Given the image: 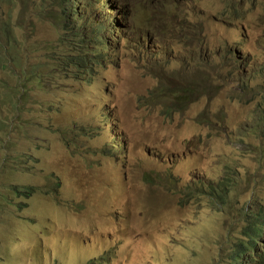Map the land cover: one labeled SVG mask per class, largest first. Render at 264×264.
<instances>
[{
  "label": "rangeland",
  "instance_id": "rangeland-1",
  "mask_svg": "<svg viewBox=\"0 0 264 264\" xmlns=\"http://www.w3.org/2000/svg\"><path fill=\"white\" fill-rule=\"evenodd\" d=\"M210 1L185 0L198 7ZM222 1V15L188 49H176L166 38L151 57L153 68L146 84L134 80L122 56L116 70L105 72V76L98 74L90 89L66 77L58 84L52 78L44 86L50 89L54 83L63 93L49 90L48 95L33 87L23 113L12 110L10 101L0 106V264H230L231 240L224 251L219 247L228 234L239 236L241 230L240 224L227 218L237 217L232 213L236 206H245V193L252 187L244 182L224 201L201 195L182 198L176 187L189 186L195 180L218 181L225 164L235 166L243 175L258 168L264 172V154L259 159L255 152H248L258 140L241 139L237 132V124L251 115L250 96L230 100L210 94L217 87L229 94L230 88L227 82L219 84L207 74L212 57L215 67L228 60L230 68L224 76L230 82L245 74L232 61L241 54L236 47L237 29L244 27L253 41L264 33V0ZM0 3L8 8L0 11V45L4 47L2 42L18 38L5 24L11 21L7 15L19 13V8L12 1ZM236 8L242 13L236 14ZM26 16L27 30L33 29L41 41L57 38L59 29L34 19V9ZM141 17L137 16V22H142ZM179 25L174 22L171 28ZM131 46L121 52L125 54ZM13 51L21 54L18 48ZM2 54L0 65L5 66L11 57ZM19 59L10 64L16 65ZM168 61L172 64L166 69ZM0 75L5 80L0 95L7 98L18 81L11 80L9 71H0ZM202 77L210 82L201 81L198 86L200 102L209 114L193 106L177 110L163 102L151 104L156 93L172 84ZM75 89L83 93L104 91L112 102L104 104L90 96L83 113L82 99L65 94ZM258 95V90L251 91L255 108ZM104 106L111 121L100 118L106 114L101 110ZM61 109L55 118L45 111ZM117 119L122 121L119 133L125 153L115 143L111 148L113 126H108L107 133L99 130L96 136L87 129L92 123L110 124ZM71 125L59 144L62 127ZM224 126L229 128L230 141L222 134ZM35 136L44 138L45 149L36 150L37 145H31ZM109 150L114 154L109 155ZM28 154L40 163L27 160ZM161 162L165 165L159 167ZM150 163L159 168L160 178L147 177L153 173ZM17 168L14 175L4 172ZM263 172H259L263 190H257L260 202H264ZM6 178L18 186L34 187L35 195L26 200L8 197ZM199 192H203L202 186ZM131 198L135 201L128 202ZM230 200L232 207L228 208ZM225 220L229 224L223 228ZM105 257L107 263L102 262Z\"/></svg>",
  "mask_w": 264,
  "mask_h": 264
},
{
  "label": "clouds",
  "instance_id": "clouds-1",
  "mask_svg": "<svg viewBox=\"0 0 264 264\" xmlns=\"http://www.w3.org/2000/svg\"><path fill=\"white\" fill-rule=\"evenodd\" d=\"M47 1L44 10L38 13L34 19L41 20L42 23L55 25L59 29V33L54 41L57 42V47L61 49L63 46H66L67 50L60 58L63 63L62 69L60 70L36 56L22 54L25 58L26 67L23 79H28L29 82L20 84H26L30 88L26 95L27 97L24 101V105L28 103L29 94L33 87L40 91L43 88L42 82H49L53 78V74H63L72 66L85 64L91 57H94L96 62L105 64L106 60H109L113 54H116L117 57L124 56L134 76V80L146 84L149 79L148 75L153 68L151 57H153L157 50L163 45L166 38H169L176 49H188L192 44L191 42L195 39L197 41L202 38L208 30V27L222 15L224 6L222 0H211L208 5L201 7L189 5L184 0H95L94 2H91V0H71V6L76 7L70 12L71 6L67 0ZM109 1H111L110 6H108ZM82 3H84L83 6H81ZM77 9H80L78 15L76 12ZM235 11L236 14L242 13L240 8H236ZM114 13L116 15L115 18ZM139 15L142 16V22L140 23L137 22V16ZM134 16L136 19L132 20ZM174 22L181 25L171 28ZM99 29L101 30L100 33H98ZM27 34L30 35H27V40L28 37L35 38L37 36L33 29H31V33L27 32ZM25 38L26 33L22 37V42L28 45L27 42L24 41ZM113 40L117 42V46L112 44ZM1 44L4 47L0 45V52L9 55L11 58L6 61L5 66L0 65V71H9L11 73V80L16 79V83L18 81L19 85V81L22 79V72L18 66L16 67L10 63L18 60L21 54L17 51H13L15 44L13 39L9 38ZM129 45L132 46L125 54L120 52ZM260 45V48L253 50L247 49L246 52L251 54V56L258 54L263 57L261 59L247 60L244 63L247 69L246 74L242 75L233 83L224 76L226 70L230 68L228 60L221 61L220 64L215 67L214 57H212L207 69V74L215 77L219 81V84L221 82H227L230 88L229 94H223L219 87H217L215 92H210V94L230 100L235 99V97L242 100L246 96H250L248 104L251 107V115L247 117L245 121L237 124V132L241 135V139L253 138L256 141L258 140L257 146H252L248 152H255L259 156V159L264 154V109L260 108V104H264V40ZM7 48H9L8 51ZM238 63L242 64V61H238ZM171 64L172 62L170 61L166 62L164 68H169ZM105 75V72L101 73V76ZM201 81L208 85L210 84L209 80L205 77H202L200 80L191 78L179 84L174 83L170 86L168 91L156 93L155 99L151 104H156L158 106L161 105L160 102H163L171 105L177 110H184L189 106H193V109L199 112L208 113L206 108L202 107V102H200V91L198 86ZM3 83H5V80L2 79L0 75V85ZM50 87L51 92H64L54 83H51ZM252 90H258L259 93L257 108H255L251 96ZM65 94L79 96L82 99L83 113L86 112L89 107L90 96L92 98H99L104 104L112 102L109 95L100 90H87L83 93L82 90L76 91L75 89ZM85 94L86 97L82 98ZM114 100H116V98ZM62 110L63 109L56 113L54 110L53 112L45 111L51 118H55L59 117ZM121 122V119H117L110 124L92 123L87 129L96 136L99 130L103 129L104 132L107 133L106 129L108 126H113L114 132L110 138L111 148H113L112 144L116 142L113 136L116 134V138L120 140V143H115L116 146L117 144H124L122 143L123 138L119 133ZM98 125H101V127L97 128ZM72 127L73 125H71V127L66 126V128L62 127L63 136L62 139L59 140V144H62L64 135L70 131ZM222 134L228 141L231 140V135L227 126L223 127ZM43 143L44 138L38 136H35L31 140V145H37L36 150L45 149L46 146ZM190 153L192 156H195L192 152ZM155 159H158V156H155ZM161 165H165L164 162H161L159 167ZM169 165L170 164L166 166ZM151 167L153 168V173L147 177L160 178L161 172L159 168L155 164H152ZM260 171L263 172L262 168H258L254 173L243 175L235 166L225 164L221 166V178L224 174H230L231 178L242 182L241 184L233 185L231 189L239 187L244 184V182H247L249 189L252 187L253 190H256L262 188L259 179ZM218 182L219 180L214 182L209 180L206 183L195 180L189 186L176 185V187L178 195L182 198H191L194 195L213 196L207 188V184H212L219 191L220 188L217 186ZM201 186L203 187L202 193L199 192ZM232 195L233 193H230L228 197ZM134 201L133 198L128 200V202Z\"/></svg>",
  "mask_w": 264,
  "mask_h": 264
},
{
  "label": "trees",
  "instance_id": "trees-1",
  "mask_svg": "<svg viewBox=\"0 0 264 264\" xmlns=\"http://www.w3.org/2000/svg\"><path fill=\"white\" fill-rule=\"evenodd\" d=\"M0 1L2 2L4 1L6 3L12 1V3L14 4L13 6H17L19 8V13L7 15L9 16V20H11L7 24L12 25L13 23H15L16 27L20 30L19 39L15 42L14 48L20 49L21 56H20L19 61L16 63V65L13 64L16 67L18 66L20 71L22 72V75H21L22 79L20 80V83L29 82L28 79H23L24 72L26 71V67H25V58L24 56H22V54L27 55V56H36L46 61L47 63L52 64L53 66L56 67V69L58 70L62 69L63 63L61 62L60 58L63 55V53L67 50L66 46H63L60 49L59 47H57L56 41H51V40L41 41L38 36H36L35 42H32L31 38L29 37L27 40V35H28L27 32H29L27 30L28 25H29L27 23V20L29 17H27L26 14L29 13L30 15L33 9L37 12V14L40 13L41 11L44 10L48 1L47 0H0ZM67 1L71 6V0H67ZM94 1L95 0H91V2H94ZM83 4L84 3H82L81 6H83ZM75 7L76 6H71L69 11L72 12V10ZM7 9L8 8L7 7L4 8L3 5L1 6V3H0V11H5ZM76 12L78 15L80 12V9H77ZM240 29L242 30V33L238 36V39L241 41L236 42V47L240 46L239 51H242V50L245 51L248 47L249 41H248L247 34L243 31L244 29L243 28H240ZM100 31L101 30L99 29L98 33H100ZM25 33H26V38L24 39V41L27 42L28 45L22 42V37ZM112 44H115L117 46V42L115 40L112 41ZM236 57L238 59L235 63V66L238 63V61L241 60L243 56L240 55ZM118 60H119V57H117L116 54H113L111 58H109V60H106L105 64H100L94 60V57H91L90 60H88V62H86L85 64L72 66L66 72L71 77L84 78L85 77L84 67L91 68L94 72H96L97 67L104 66L106 71H109L112 69L111 67L115 66ZM55 81H57L58 83V77L55 78ZM45 83L47 82H44V81L42 82L43 88L41 90L46 91L48 95H50L49 90H51V88L49 89L48 87L44 86ZM169 89H166L163 92H166ZM29 90L30 88L26 84H19L14 90H10L9 97L3 98L0 95V106H3L7 102L10 101L12 110H15V111L18 110L23 113L24 101L27 97L26 95L29 92ZM260 108L264 109L263 103L260 104ZM101 110L102 112H106V114L105 115L101 114L100 118L105 119L107 122L111 121L110 118L106 117L109 113L108 107L104 106ZM14 118L20 120L21 116H14ZM113 137L115 138V141L117 143H120V140L116 138L117 134ZM117 147H118V150L121 151V153L125 152V148L123 147L122 144H117ZM108 154L113 155L114 153L112 152V150H109ZM25 158L27 160L40 163V160L33 154H28L25 156ZM18 169L20 168H17L15 170L9 169V170H5L4 172L5 174L10 176V175H14ZM241 183H242L241 181H237L231 178L230 174L229 175L224 174L223 177L217 183V186L220 188L219 191L212 184H207V188L209 189V191L212 193L213 196H207V195H201V196H207L208 199L211 198L213 200L224 201L225 199H227L230 193L232 194L231 187H233V185H238ZM5 184L7 185V189L5 192H7L8 197H13V198L21 197L26 200L27 197L35 195L34 187L18 186L15 184L14 181L8 180V178L5 179ZM258 189L263 190V188H258ZM258 189L253 190V188H251L250 191H247L245 193L246 195H248V198L245 201V206L244 205L236 206L234 212L232 213V216L235 213L237 217L233 219L232 217L230 219L227 218V220L232 221L233 224H240L238 227L241 230V233L239 236L228 234V236L225 237V240L221 242V246L219 247V250L224 251V247L228 245L231 240L233 244V248L230 254L231 255L230 264H264V203L258 200V192H257ZM231 200L229 201L230 203L228 202L229 204L228 203L226 204L228 208L232 207ZM222 224L223 225L221 226L225 228L224 226L229 223H227L225 220L224 223ZM233 224H230V225L233 226ZM219 250L217 251V253H219ZM250 255H252L253 257ZM248 257H250V259ZM102 262L107 263L108 258L105 257L104 259H102Z\"/></svg>",
  "mask_w": 264,
  "mask_h": 264
},
{
  "label": "bare ground",
  "instance_id": "bare-ground-1",
  "mask_svg": "<svg viewBox=\"0 0 264 264\" xmlns=\"http://www.w3.org/2000/svg\"><path fill=\"white\" fill-rule=\"evenodd\" d=\"M185 1V0H184ZM111 1H109L108 2V6H110L111 4ZM253 5V4H252ZM229 10H232L231 8L229 9ZM236 12V11H235ZM115 13H114V18H115ZM2 22V21H1ZM0 22V23H1ZM235 24H238V21H235ZM7 27H8V30L9 31H11V32H13V33H15V34H17V36H18V38L15 40V42L19 39V33H20V30L16 27V24L15 23H13L12 25H9V24H5ZM13 27V29L15 30H13L12 29V27ZM240 28H243L244 29V27H240ZM238 30H239V35L242 33V30L241 29H239L238 28ZM246 34H247V32H246V30L244 29L243 30ZM247 37H248V41H249V44H248V47H247V49L248 50H252V49H256V48H260L259 47V45H260V43L264 40V33H262L256 40H252V38L247 34ZM238 41H241V40H239L238 39ZM237 42V41H236ZM240 47V46H239ZM246 49V50H247ZM9 49H7V51H8ZM240 50V49H239ZM246 50L244 51V50H242V51H239L238 53H241L240 55H242L243 57L241 58V60L240 61H242V64L241 65H239L238 63L236 64V66H235V63H236V61H237V57L236 56H240V55H236L235 56V58H233V63H234V67L235 68H240V71H243L245 74H246V67H245V65H244V63L248 60V61H250L251 59H261L262 57H259L260 55H258V54H254L253 56H251V54H248V52H246ZM121 52V51H120ZM1 54H2V52H0ZM3 55V54H2ZM116 65H117V63L115 64V66H113V67H111L112 69L111 70H109V71H106V69L104 68V66H101V67H97L96 68V72H94L91 68H88V67H84L85 68V77L84 78H78V77H71V76H69V74L67 73V72H65V73H63V74H53L52 75V77L55 79L56 77H58V83L60 82V81H62V79L63 78H67V79H69L70 81H74L75 83H77V84H80V85H82L83 87H86V88H88V89H90V88H92V86H93V84H94V82H95V78H96V76L98 75V74H100V73H103V72H106V73H109L110 71H112V70H116ZM244 74V75H245ZM67 76H69V77H67ZM57 83V84H58ZM58 86V85H57ZM264 203V202H263ZM250 256H252V255H250ZM253 257V256H252Z\"/></svg>",
  "mask_w": 264,
  "mask_h": 264
}]
</instances>
